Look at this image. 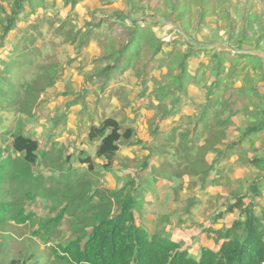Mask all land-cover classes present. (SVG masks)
Segmentation results:
<instances>
[{
    "label": "rangeland",
    "instance_id": "374dc122",
    "mask_svg": "<svg viewBox=\"0 0 264 264\" xmlns=\"http://www.w3.org/2000/svg\"><path fill=\"white\" fill-rule=\"evenodd\" d=\"M14 1L0 0V60L10 59L9 51L17 44V30L25 28L29 24L20 19L16 28L5 37L4 27L6 19L12 15V11L15 9ZM139 1L141 3L139 12L143 10L144 13L151 15V11L146 9L148 0H138L137 2ZM186 1L190 11L198 13L197 0ZM206 1L201 5L203 10H199V13L202 12L204 16L202 28L199 32H192L191 35H195L201 42H205L206 46L202 47L207 48L208 51L198 53L197 57L189 63L188 73L192 77L187 79L186 89L188 88L191 101L187 102L180 110L191 113L196 109L197 103L204 102L206 80L209 82L213 80L214 74V59L211 60L209 55L212 51L222 52L223 50L234 53L233 57L230 56L223 60L226 71L230 72L233 67H236L241 80L245 73L248 74L250 82L247 81L246 85L259 91V98L262 101L259 109L264 110V102L261 98V96L264 98V79H262L264 75L260 69H251V65L246 64L245 58H239L236 55L255 54L263 59L262 63L264 64V38H260L262 33H258L259 30H256L255 35L244 40L239 36H234V33L230 35V32H234V29L231 30V28L240 30V27L245 26L248 20H252L251 25H256L258 28L261 25L264 26V0ZM47 4L49 5L46 10H40L39 17L42 18L45 14L48 21L54 25L50 27L46 21L41 23L39 28L41 35L36 38L33 45H28L25 49L27 52L29 49L35 48L38 56L32 58V62L29 61L31 63L23 61L24 67L29 68V73L23 78H17L16 81L21 84L26 80L35 88L26 93L28 94V103L23 106L30 113H21L19 112L21 108L18 105L7 106L1 101L3 109L0 111V132L7 129L36 139L39 142L38 152L59 148L70 154V159L64 168L69 170L71 181L78 179L83 183L90 184L88 189L90 193L98 189L112 191L120 190L123 187L131 192L129 184L133 183L131 185L136 188L134 194L138 198L136 204L140 208L138 215L144 214L145 216L144 219L138 217L137 222L144 223L150 232L163 226L171 227L172 235L177 239H182L184 244L187 242L188 246L186 247L191 254L192 251H198L202 247L199 242L216 250L220 244L214 242L215 234L207 233L214 229L229 228L233 218L243 217L238 209L229 212L227 207L235 202L236 197H244L245 203H248L252 198L249 186L258 179L259 172L249 163V160L254 155H264V131L245 137L239 150L233 151L229 158L218 162V167L210 173L211 177L218 178V184H207L205 187H201L197 176L185 174H182L181 177L170 176L182 156L179 132L191 131L195 126V120L191 119L189 122L186 117L181 115L180 119L175 122L164 121V113L161 111L165 107L160 105L155 98L153 91L156 84L153 79H157L163 87L171 84L173 80L167 78L168 69L153 67L145 82L142 81L143 78L137 80L131 68L135 64L140 65L141 59L139 56H133L128 65L124 63L107 82L103 80L105 85L102 89L101 81L96 78V73L108 62H104L101 57L102 49L98 45L100 40L92 36L88 44L80 48L78 44H70L68 40L65 42V36L54 31L61 22H66L63 31L67 32L70 26L82 29L91 17L97 19L95 23H98L100 20L107 19L102 17L103 15L111 16L119 10H123L127 14L129 7L126 0H78L75 5L65 4L64 0H47ZM93 13L96 16H92ZM157 18L162 25L150 29L164 42L160 57L171 48L169 40L173 35L170 30L174 25L171 23L172 21L162 20L161 16ZM99 26L106 28V23L103 22ZM94 32L96 34L97 31ZM184 37L188 40L185 35ZM181 48L184 49L185 46L181 45ZM210 48L213 49L209 51ZM201 63L204 65L201 66ZM244 66L245 68H243ZM240 68H243L242 72H240ZM77 79L75 84L80 82L81 85L73 87V80ZM52 81V86L46 85V82L49 84ZM235 83L239 86L240 81ZM40 87H43L44 91L32 108L34 96L38 92L35 90ZM171 90L176 91L175 88ZM245 93L255 94L249 87L245 89ZM169 100L172 102L171 97ZM168 109L172 108L168 105ZM196 115L197 113L192 116ZM104 116H114L122 128L130 126L134 130V136L130 143L121 145L117 156H115L114 165L105 170L101 160L94 157L99 142H91L85 136L92 121H98ZM231 120L234 123L230 124L226 130L225 144L238 141L247 124L264 120V112L252 111L249 115L241 113L233 116ZM157 125L160 129H166L167 133L173 132L177 136L174 145L167 146L165 154L159 157L155 156L151 161V158L154 157L152 146L155 148L160 137L158 135L154 140ZM204 138L205 134L199 137L198 143L201 144ZM150 144L149 148L147 145ZM254 147H258V149L255 150ZM145 151L150 152V161L146 162L153 164L163 162L155 169L149 165L150 173L153 174L149 178L147 177L149 176L148 171L144 168L145 159H148V153ZM86 156L93 159L94 169L92 171L86 167V164L79 162L80 158ZM213 156L215 153L211 152L207 155L210 164L213 162ZM16 158L19 157L16 156ZM123 159L126 161L123 162ZM20 162V160L16 161L13 168L10 167L9 176L15 180V183H18L17 178L25 176L24 168L19 166ZM52 163L54 162L52 161ZM49 164L38 159V162L31 166L32 171L28 176L34 178L36 175H40L46 178L50 177L55 181L62 180L59 177V172L52 171ZM170 165L172 166L171 170H169ZM157 174L160 176L156 177ZM150 182L153 191H150ZM156 185H161V187ZM50 187L56 188L57 192L55 190V195L52 196L54 193L51 195L53 198L51 196L36 198L32 208L36 214L32 222H27L25 225H6L1 228L0 245L3 244L7 249L10 246L12 248L10 252L6 251L9 253V257L5 256L4 264H7L10 257H17V252L23 249L28 254L31 251H36L34 254L38 252L46 254L53 242H61L64 237L65 239L71 238L70 236L73 235L67 223H57L55 227L54 223H50L49 228L54 232V235L49 242L33 235V232L37 230L42 235V225L48 224V221L54 219L61 210L60 200H56V198L63 188L55 182H52ZM47 190L49 191V188ZM262 195V199L258 203L264 207V195ZM179 223L181 226L178 225ZM1 251L0 249V253ZM11 263L19 264L16 260H11Z\"/></svg>",
    "mask_w": 264,
    "mask_h": 264
},
{
    "label": "trees",
    "instance_id": "16d2710c",
    "mask_svg": "<svg viewBox=\"0 0 264 264\" xmlns=\"http://www.w3.org/2000/svg\"><path fill=\"white\" fill-rule=\"evenodd\" d=\"M77 1L64 0V3L75 5ZM137 1L126 0L129 7L127 14L119 10L111 16L103 15L102 17L107 19L98 23H95L97 19L91 17L82 29L70 26L67 32L63 31L66 22H61L54 31L65 36V42L68 40L70 44H78L80 48L87 45L92 36L100 40L98 45L102 49L101 57L104 62H108L96 73V78L102 81V84L103 80L107 82L124 63L128 65L133 56H139L141 59L140 65L132 66L136 72L138 70V75L149 76L153 67H166L167 78H172L174 82L172 81L165 89H158L157 97L163 102L162 99L166 96L176 95L171 93L182 92L184 94H179L181 96L176 99L179 103L182 95H185L187 79L192 77L188 73L189 63L198 53L208 51L207 48L202 47L206 46L205 42L191 35L192 32H199L202 28L204 16L199 10H203L201 5L207 1H196L199 4L196 13L190 11L186 0H148L146 9L151 11V15L144 13L143 10L139 12L141 3ZM14 5L12 15L6 19L5 37L16 28L20 19L29 24L17 30V44L9 51L10 59L0 61V103L2 101V104L6 103L7 106L18 105L21 108L19 112L26 114L30 113L26 107H23L28 103L26 93L35 88L26 80L21 84L16 81L17 78H23L29 73V68L24 67L23 61L31 63L32 58L37 57L38 54L35 48L27 52L25 49L28 45H33L36 38L41 35L39 28L42 22L46 21L50 27L54 24L48 21L45 14L42 18L39 17L40 10H46L49 5L47 0H15ZM91 15L96 16L94 13ZM159 16L162 20L172 21L174 25L170 30L173 35L169 40L171 48L160 57L164 42L150 29L162 25L157 18ZM103 22L106 23V28L99 26ZM250 22L252 20H248L240 30L231 28L234 32H230V35L234 33V36L244 40L252 37L255 31L259 30L258 33H262L260 38H264V26L258 28ZM94 31H97L96 34ZM181 45L185 48L182 49ZM212 49L210 48L209 51ZM233 55L234 53L225 50L212 51L209 55L215 63L213 80L210 82L206 80L205 99L195 109L197 118L194 128L191 131L179 132L182 156L175 166L171 164L175 169L173 168L170 176L181 177L182 174L197 176L201 187L218 184V178L210 175L211 171L218 167V162L229 158L233 151L239 150L245 137L264 131V120L251 122L245 126V131L238 141L225 144L226 130L234 123L231 120L233 116L241 113L249 115L252 111L264 112L259 109L262 103L259 91L246 85L247 81L250 82L248 74L245 73L241 80L236 67L230 72L225 70L223 60ZM236 55L245 58L246 64L251 65V69H260L264 75L263 59L259 56ZM200 65L203 66L204 63ZM243 68H240V72ZM14 77L16 79L13 80ZM236 81H240L239 86L235 85ZM46 85L52 86L53 81L49 84L46 82ZM248 87L255 94H246L245 89ZM42 88L35 90L38 92L34 96L32 108L42 95L44 91ZM173 88L176 91L171 90ZM261 98L264 102V98L262 96ZM2 109L3 106L0 104V111ZM186 118L191 122V117L187 115ZM160 134L163 135L156 127L154 135ZM203 134H205L204 141L199 144L198 139ZM85 136L91 142H99L94 157L101 160L105 170L114 165L115 156L121 145L130 143L134 130L130 126L122 128L114 116H104L98 121H92ZM176 136L173 132L169 133L163 143L155 146L157 153L165 154L167 146L174 145ZM224 145L226 146L222 148L221 146ZM254 149L257 150L258 147ZM38 150L39 142L36 139L7 129L0 132V231L6 225H25L27 222H32L36 214L32 211L36 198L39 196L46 198L55 190L57 192L56 188L50 187L51 183L55 182L63 188L56 198L60 200L61 210L54 219L48 221V224L42 225V235L39 230L33 232V235L49 242L54 235L49 228L50 223H54V227L57 223H67L73 235L70 236L71 238L64 237L61 242H53L46 254L44 252L34 254L36 251L28 254L24 249L18 251L17 257H10L7 264H12L11 260H16L19 264H264V209L257 210L258 204L255 201V197L261 195L264 187V155H254L249 160L259 172L258 179L249 186L252 198L245 203L244 197H236L235 202L227 207L229 212L238 209L243 217L234 219L229 228L211 230L218 240L223 239L217 251L202 246L198 256H193L189 253L188 247L173 241L164 230L150 232L142 223L137 222V218L141 216L138 215L140 208L136 204L138 198L134 194L136 188L131 185L133 183L129 184L131 192L123 187L112 191L98 189L90 193L88 191L90 184L78 179L71 181L69 170L64 168L70 159V154L59 148L55 150L50 148L41 152ZM210 152L215 153L211 164L207 160ZM38 159L44 160L46 164L50 163L49 168L58 171L62 180L55 181L40 175L34 178L28 176L32 171L31 166L35 165ZM19 160L21 161L19 166L24 168L25 176L20 179L16 176L18 183H15V180L9 176L10 167L13 168L14 163ZM79 162L86 164L91 171L94 169L93 159L90 156L80 158ZM171 165L169 170L172 168ZM0 249L2 250L0 264H4L5 256L9 257L6 251L10 252L12 248L10 246L7 249L1 244Z\"/></svg>",
    "mask_w": 264,
    "mask_h": 264
},
{
    "label": "crops",
    "instance_id": "0c3cea01",
    "mask_svg": "<svg viewBox=\"0 0 264 264\" xmlns=\"http://www.w3.org/2000/svg\"><path fill=\"white\" fill-rule=\"evenodd\" d=\"M1 61V60H0ZM133 71H134V73H135V78L138 80V79H140V78H143L142 79V81L143 82H145L148 78V76H145V75H138L137 74V72L133 69V68H131ZM225 70H226V67H225ZM96 77H97V74H96ZM74 81V83H72L73 84V87H76V86H78V85H81V83L80 82H78V84H75L77 81H78V79L77 80H73ZM98 81H100V80H98ZM153 81L155 82L154 84H156V88L154 89V95H155V98L158 100V103L160 104V105H163L165 108L161 111V112H163L165 115H164V117L166 116V115H168L166 118H164V121H166V122H175V121H177L178 119H180V116L181 115H183L184 117H186L187 115H185V114H189L188 116L189 117H191V119H193V120H195L196 121V116H192V115H194L195 114V110H193V112H191V113H187V112H184V111H181L180 109H183L184 108V105L188 102H190L191 101V99H190V94H189V91H188V88L185 90V95H182V99L179 101V103H178V101L176 100V99H178L181 95H179V94H184V93H182V92H174V93H171V94H176V95H168V96H166L165 98H163L162 100H164L163 102H161L160 101V98L159 97H157V94H158V92H157V90L158 89H165V87L166 86H164L163 87V85L161 86V84L157 81V79H153ZM97 82V81H96ZM99 83V82H98ZM101 86L103 87L104 85L102 84V81H101ZM237 86V85H236ZM103 89V88H102ZM146 89H147V87H146ZM205 94H206V90H205ZM205 94H204V96H205ZM143 95V94H142ZM171 97V100H172V102H170V100H169V98ZM190 99V100H189ZM164 102H165V104H164ZM175 103V104H174ZM200 103V102H199ZM199 103H197L198 105H199ZM167 104V105H166ZM168 105L172 108V109H168ZM198 105H196V107L198 106ZM159 109V108H158ZM167 111H170V112H167ZM96 121H94V123H95ZM157 127H158V125H157ZM156 129V128H155ZM158 130L160 131V132H162L163 133V135H159L160 137H159V142H157L158 143V145H159V143H163L164 141H165V137L167 136V135H169V133H167L168 131H166V129H164V128H162V129H160L159 127H158ZM171 131V130H170ZM158 136H155L154 135V140L157 138ZM133 138V137H132ZM132 140V139H131ZM126 145V144H125ZM157 145V144H156ZM149 148L151 147V144L150 145H147ZM125 147V146H124ZM154 151V147L152 146V152ZM119 152V151H118ZM117 152V153H118ZM145 152H147L148 153V151H145ZM158 151H156V148H155V152H153V158H151V161H153L154 160V158H155V156H162V154H158L157 153ZM130 153V152H129ZM155 154V155H154ZM148 155V159H145V162L146 161H150V159H149V155H150V152L147 154ZM117 156V155H116ZM129 157V156H128ZM130 158V157H129ZM126 160H124L123 159V162H125ZM163 163V162H162ZM162 163H160V164H153V163H148V162H146L145 163V165H147L148 164V166L147 167H144V168H146L147 169V171H148V175L149 176H147L148 178L149 177H151V176H153V174H151L150 172H151V168H156V167H159V165H161ZM165 163H168V162H165ZM164 163V164H165ZM170 163V162H169ZM149 165L151 166V168H149ZM156 177H158V174H157V176ZM150 184V186H151V190L150 191H153V186L151 185V182L149 183ZM157 187H161V185H156ZM264 195V187H263V189L261 190V195ZM261 195L260 196H258V197H255V201H257V204H258V207H257V210H260L261 208L262 209H264V207L263 206H261V204H259L258 203V201L259 200H261L262 199V197H261ZM262 195V196H263ZM264 199V198H263ZM250 200V199H249ZM249 202V201H248ZM144 214L143 215H141V219H144ZM165 219H167V218H165ZM235 218H233V220H234ZM232 220V221H233ZM167 222H168V220H167ZM141 223V222H140ZM159 223H161V222H159ZM143 225H144V223H142ZM179 226H181L180 225V223L178 224ZM145 226V225H144ZM146 227V226H145ZM147 228V227H146ZM171 227H165V226H163V227H161V228H158L159 230H164L165 232H167L170 236H171V239L173 240V241H176V242H180L181 244H182V246L183 247H186V246H188L187 245V242L184 244L183 243V241H182V239H177L174 235H172V232H173V230L172 229H170ZM148 229V228H147ZM158 229H156V230H158ZM207 234H209V235H211L212 234V231L210 230V232H208ZM215 234V233H214ZM222 241H223V239H217V237H216V235L214 236V242H216V243H218V245L219 244H221L222 243ZM211 242H212V244H213V246H215L214 245V242H213V240H211ZM199 244H201L203 247H207V248H209V249H211V250H213L212 248H210L207 244H205V245H203L201 242H199ZM198 248V247H197ZM201 248V247H200ZM219 248V247H218ZM218 248L216 249V250H213V251H217L218 250ZM200 250V249H199ZM199 250L197 251V250H195V251H192V254H194L193 256H198V254H199ZM190 253V252H189ZM191 254V253H190Z\"/></svg>",
    "mask_w": 264,
    "mask_h": 264
}]
</instances>
